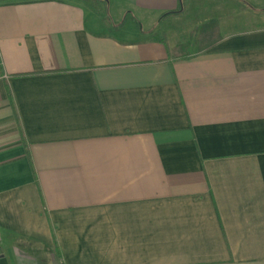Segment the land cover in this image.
<instances>
[{"label":"crops","instance_id":"1","mask_svg":"<svg viewBox=\"0 0 264 264\" xmlns=\"http://www.w3.org/2000/svg\"><path fill=\"white\" fill-rule=\"evenodd\" d=\"M0 68V264H264V0H0Z\"/></svg>","mask_w":264,"mask_h":264},{"label":"rangeland","instance_id":"2","mask_svg":"<svg viewBox=\"0 0 264 264\" xmlns=\"http://www.w3.org/2000/svg\"><path fill=\"white\" fill-rule=\"evenodd\" d=\"M226 6H230L228 4H225ZM213 9H196L193 13H190L189 11L187 13H184L183 16L178 18L172 25L173 28L172 30L177 32H180L182 36H185V32H187L192 24L197 23L200 20H204L207 16H213ZM249 11V12H244V11ZM224 12V9L221 10ZM258 11V9H227L225 11V14H228L231 16V18L236 17L238 20H240L242 23L243 21L247 22L249 24L250 22H254L256 19L255 12ZM258 17V16H257ZM194 19V21L192 20ZM207 20V19H206ZM208 22H211L208 21ZM251 24V23H250ZM152 28L153 31H156L158 29V26L155 22H152ZM202 28H198L194 31H192L188 36H187V42L185 43L187 48H190L193 46L195 38L198 37L199 32H201ZM175 33V34H176Z\"/></svg>","mask_w":264,"mask_h":264},{"label":"trees","instance_id":"3","mask_svg":"<svg viewBox=\"0 0 264 264\" xmlns=\"http://www.w3.org/2000/svg\"><path fill=\"white\" fill-rule=\"evenodd\" d=\"M86 1L89 2L90 0H86ZM90 3L92 4L93 2ZM198 38L204 43L203 44L204 47H209L210 45H212L219 38V29H218L217 21L213 20L203 25L201 32L198 35ZM52 237H53V243L56 246L55 238L54 236Z\"/></svg>","mask_w":264,"mask_h":264},{"label":"built area","instance_id":"4","mask_svg":"<svg viewBox=\"0 0 264 264\" xmlns=\"http://www.w3.org/2000/svg\"><path fill=\"white\" fill-rule=\"evenodd\" d=\"M5 77H7L6 74L0 68V78H5Z\"/></svg>","mask_w":264,"mask_h":264}]
</instances>
